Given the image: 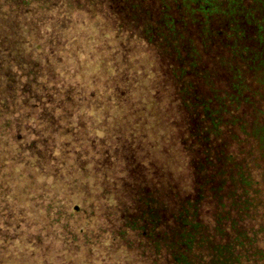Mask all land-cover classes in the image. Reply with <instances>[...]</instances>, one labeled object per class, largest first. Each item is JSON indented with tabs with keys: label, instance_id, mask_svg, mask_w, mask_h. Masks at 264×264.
Instances as JSON below:
<instances>
[{
	"label": "trees",
	"instance_id": "1",
	"mask_svg": "<svg viewBox=\"0 0 264 264\" xmlns=\"http://www.w3.org/2000/svg\"><path fill=\"white\" fill-rule=\"evenodd\" d=\"M0 264H264V0H0Z\"/></svg>",
	"mask_w": 264,
	"mask_h": 264
}]
</instances>
